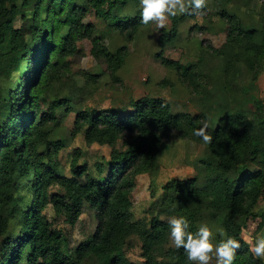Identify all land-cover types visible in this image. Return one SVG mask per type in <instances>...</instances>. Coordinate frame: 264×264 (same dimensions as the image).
<instances>
[{"label": "trees", "instance_id": "1", "mask_svg": "<svg viewBox=\"0 0 264 264\" xmlns=\"http://www.w3.org/2000/svg\"><path fill=\"white\" fill-rule=\"evenodd\" d=\"M214 1L219 6L215 14L227 23L223 44L212 50L221 61L218 79H226L230 71L241 79H256L264 62V0H244L245 5L256 3L250 7L254 13L259 9L258 17L250 12L246 20L227 8L241 0ZM138 4L0 0V264H191L183 248L176 249L169 238L167 219L173 215L185 217L193 233L206 223L214 245L226 238L216 231L223 228L240 243L233 264H264V257H255L242 235L250 218L264 216V123L240 110L227 112L233 105L226 102L210 126L205 111L175 112L166 98L147 93L129 99L124 109L89 112L78 107L103 77L118 80L116 74L140 29L156 25L141 23ZM208 8L206 4L205 13ZM90 14L101 19L102 28L85 20ZM196 17L178 14L170 18V27L155 28L158 48L152 54L160 65L174 69L204 104L210 96L200 81L199 65H184L165 54L181 33L180 25ZM115 38L120 42L111 46L109 40ZM84 39L90 40V52L106 61L101 74L72 71L66 60L81 50L77 43ZM243 100H235V105ZM71 111L74 127L67 129L62 121ZM203 122L212 141L204 144L208 158L198 160L200 174L168 180L159 204L150 209L151 217L137 224L131 211L137 177L155 170L171 133L200 139L195 130ZM79 132L85 144L108 147V155L91 169L86 160L79 163L80 150L75 149L71 175L66 176L57 156L72 133ZM210 168L223 172L218 183L207 173L202 177ZM54 183L63 192H50ZM49 205L72 227L85 206L92 209L91 234L73 249L67 247L63 231L44 212ZM131 244L139 247L140 263L126 256Z\"/></svg>", "mask_w": 264, "mask_h": 264}, {"label": "rangeland", "instance_id": "2", "mask_svg": "<svg viewBox=\"0 0 264 264\" xmlns=\"http://www.w3.org/2000/svg\"><path fill=\"white\" fill-rule=\"evenodd\" d=\"M214 2V0H206L209 8L203 17L197 16L194 20H186L180 25L181 33L174 41V45L165 52L169 58L178 59L184 65L193 62L197 64V67L199 65L200 81L207 85V91H209L207 95L210 96L204 100V104H201L198 93L189 92L186 89L174 69L160 65L159 61L153 58L152 53L157 50L158 46L152 34L156 31L155 28H159L154 25L152 30L146 28L145 31L143 27L140 29L137 41L128 48L125 60L116 74L118 80L107 75L103 77L104 81L91 86V90L81 98L78 107L89 112L107 108L124 109L128 107L129 99L147 93L151 96L166 98L175 112L205 111L210 117V126H215L217 114L221 112V106L226 102L233 105L227 112L240 110L250 118L264 123V62L256 79L249 77L241 79L237 73L232 71L226 79H218L221 61L212 50L221 47L223 44L227 23L218 14H215V11L219 10V6H215ZM244 2V0L235 1L227 8L243 20H246L250 12L253 13L254 17H258L259 9L256 10L257 13L250 9L256 3L249 1L245 5ZM259 4L260 2L257 4L258 8ZM85 20L92 21L98 28L103 27L101 19L94 14H90ZM170 25L171 19L166 27H170ZM194 25L203 27V30L196 29ZM117 41L120 42L116 38L114 42L112 39L109 40L111 46ZM77 45L81 47V50L75 55L67 56L66 59L69 61L72 71L80 68L87 73L101 74L105 71L106 61L102 57H95L90 52V40H81ZM163 79L165 81H162ZM212 79L214 80L211 81ZM242 98L244 100L236 106L235 100ZM74 115L73 111L65 115V119L62 121L65 128L73 129ZM85 143L81 132L72 133L65 146L60 150L57 161L62 173L66 176L71 175L69 162L75 149L80 150L79 163L86 160L91 169L95 167V162L101 161V156L108 155V147ZM163 143L155 170L151 174L139 175L136 186L132 190L131 211L133 220L137 224L151 217L150 209L159 204L162 186L168 180L172 178L185 179L199 175L200 164L198 160L208 158L205 142L202 138L190 140L181 138L176 133H171ZM205 174L208 179L216 183L223 177V172L216 168L205 171L203 178ZM49 191L63 192L55 183L49 187ZM263 205L264 202L261 206ZM50 207L49 205L44 212L54 222L55 226L63 231L67 239V247L73 249L79 241L86 239L91 234L92 228L95 226L92 209L85 206L76 225L72 227L62 217L54 215ZM261 234H264V216L250 218L242 232L243 238L252 247L250 240ZM125 253L128 259L134 262L140 263L143 260L140 257L137 244H131ZM190 263L193 264L191 261ZM212 264H215L214 259Z\"/></svg>", "mask_w": 264, "mask_h": 264}, {"label": "clouds", "instance_id": "3", "mask_svg": "<svg viewBox=\"0 0 264 264\" xmlns=\"http://www.w3.org/2000/svg\"><path fill=\"white\" fill-rule=\"evenodd\" d=\"M138 8L142 24L155 23L164 28L170 18L181 15H195L203 17L206 0H139ZM208 125L203 122L202 127L195 130V135L201 137L205 143H211L212 136L206 132ZM169 238L176 249L183 248L187 259L193 264H233L236 251L240 243L228 236L223 228H217L222 238L215 245L212 242L213 231L206 223H201L195 233L188 231V221L183 216H169ZM251 251L255 257H264V234L250 240Z\"/></svg>", "mask_w": 264, "mask_h": 264}]
</instances>
